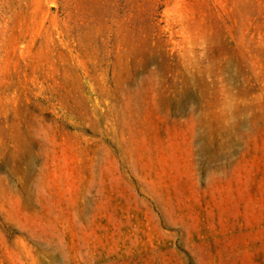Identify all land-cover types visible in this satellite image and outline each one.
Returning a JSON list of instances; mask_svg holds the SVG:
<instances>
[{"label":"rangeland","instance_id":"rangeland-1","mask_svg":"<svg viewBox=\"0 0 264 264\" xmlns=\"http://www.w3.org/2000/svg\"><path fill=\"white\" fill-rule=\"evenodd\" d=\"M0 264H264V0H0Z\"/></svg>","mask_w":264,"mask_h":264}]
</instances>
